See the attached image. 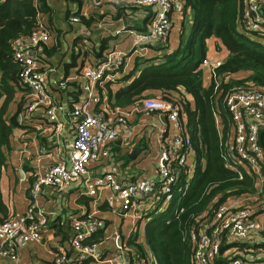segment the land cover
<instances>
[{
  "label": "built area",
  "instance_id": "1",
  "mask_svg": "<svg viewBox=\"0 0 264 264\" xmlns=\"http://www.w3.org/2000/svg\"><path fill=\"white\" fill-rule=\"evenodd\" d=\"M175 0H93L94 5H110L113 8H148L151 10L147 28L144 31H130L131 48L123 51L109 48L93 65L82 67L78 73L79 96L70 103L68 110L52 104L47 93L46 73L39 61L38 50L50 37L48 27L39 18V26L28 35H20L12 40L13 58L19 63V83L28 89L27 101L23 116L19 121H26L37 109H44L46 119L55 124V131L62 127L61 114L69 120L73 139L68 143V153L60 161L48 165L37 174L29 188V202L23 214H10L0 221V264L5 262L16 264L21 249L29 243L41 242L45 215L37 209V201L43 187H51L55 191H63L74 181H81L83 194L97 197L104 190H109L105 201L108 207L122 218L139 217L154 210L162 211L172 198L173 188L182 172L191 177L194 171V150L187 135L185 118L179 105L160 95L146 96L129 111L124 108L109 107L104 83L125 67L127 57L136 54L144 57L148 48L158 43L164 46L169 41L172 28L170 11ZM78 22L76 16L69 17ZM242 26L252 31L259 39L264 40V0H246L242 13ZM128 36V37H129ZM263 42L264 41H260ZM83 44L86 41L83 40ZM34 50L36 53L31 54ZM222 60L205 57L200 66L207 70L208 84L219 87L221 76L218 68ZM68 79L58 83L59 89H66ZM224 105L230 113L231 131L222 154L227 167L237 169L241 166L256 175V187L264 182V149L260 144L261 133H264V92L256 86L235 85L224 96ZM133 112L154 114L157 119L164 115V123L158 127L157 142L160 154L156 163V178L142 177L137 180H119L112 173L91 175L88 165L102 158L109 157L115 140L129 142L134 133L128 121ZM216 127L221 133L222 123L219 114L215 113ZM144 123V122H143ZM180 209L178 212H181ZM255 210L242 206L237 199L219 206L213 223L203 226L197 234L192 233L194 243L193 264H213L219 253L222 236L229 240H247L251 233L263 231L264 222L254 216ZM71 227L69 247L72 256L64 247H57L52 264L81 263L89 261L93 264H155V258L146 248L145 258L136 259L129 254L125 244L118 243L122 237L118 233L113 236V249L105 251L104 241L94 236L105 228V219L95 212H83L77 216H69ZM124 220V219H123ZM146 222V221H145ZM135 227V225H134ZM133 227V230H134ZM136 232V230L134 231ZM89 240V241H88ZM236 250H239L236 248ZM242 250L240 255H242ZM125 253L128 259H125ZM263 258H252L231 255L222 264H264Z\"/></svg>",
  "mask_w": 264,
  "mask_h": 264
},
{
  "label": "trees",
  "instance_id": "2",
  "mask_svg": "<svg viewBox=\"0 0 264 264\" xmlns=\"http://www.w3.org/2000/svg\"><path fill=\"white\" fill-rule=\"evenodd\" d=\"M181 2L183 16L186 13L192 16L189 29L185 23L181 24L178 46L168 50L165 45L157 51L161 52L160 55L136 57L132 69L115 79L121 82L118 88L114 91L110 88L114 79L101 87L111 108L128 109L146 96L160 95L176 102L185 118L186 132L194 150V171L189 178L182 172L165 209L146 215L141 237L136 231L125 242L129 254L136 259L146 257V247L154 256L155 264H193L191 234H197L203 226L209 228L219 206L230 199L260 197L255 173L241 166L231 169L223 160L224 145L232 126L223 101L231 88L239 84H252L264 92V43L253 39L251 35L254 33L242 26L246 0ZM51 13L46 0H0V182L13 131L24 127L19 116L24 115L28 93V89L19 83L21 67L13 58L11 42L36 30L39 16L49 17ZM144 30L146 28L141 31ZM211 36L218 38L228 51L218 68L221 81L217 89L213 83L203 85L200 69L206 54L205 41ZM105 44L106 40L101 49L106 47ZM56 49L44 47L40 52L39 49V61L45 62L43 54L49 57ZM215 113L219 114L222 123L221 133L216 127ZM260 144L264 149V133H261ZM32 182L33 178H30ZM27 194L29 196V189ZM256 200L253 198V207L245 203L241 205L254 209L261 204ZM180 209L182 211L178 212ZM254 210L257 218L264 213V207L260 209L262 212ZM7 215L0 183V221ZM263 239L264 231L252 232L245 241L229 240L223 235L213 264L225 262L231 256L229 251L232 248L241 249L247 257L257 259L264 255L258 253L260 247L264 249Z\"/></svg>",
  "mask_w": 264,
  "mask_h": 264
},
{
  "label": "crops",
  "instance_id": "3",
  "mask_svg": "<svg viewBox=\"0 0 264 264\" xmlns=\"http://www.w3.org/2000/svg\"><path fill=\"white\" fill-rule=\"evenodd\" d=\"M46 1L52 9L51 16L40 15L39 18L48 27L51 37L42 47L47 49L56 47L57 49L49 57L43 54L45 62L42 61L41 66L46 73L47 93L50 101L67 111L70 103L79 96V70L84 66L95 64L109 48L115 47L129 51L131 46L129 32L147 28L151 10L148 8H113L110 5L96 6L93 0ZM181 7V0H175L170 11L172 28L166 44L168 50H173L178 46L182 22L187 25L188 29L191 24L192 15L186 13L183 16ZM58 14L59 19L56 18ZM71 16L78 17L79 21L72 22L69 18ZM83 40L86 44H83ZM104 40H106V47L101 49ZM205 43V57L224 61L228 51L218 38L211 36L206 39ZM42 47L39 52L44 48ZM158 50L160 49H156L155 46L148 48L144 58L150 55H160L161 52H157ZM136 57L138 56L134 53L130 55L123 71H119L112 79L115 80L124 73L127 74L132 69ZM72 62L74 65H71ZM65 67H67L66 70ZM200 69L203 85H208L207 70L203 66H200ZM64 78L68 79L67 87L59 89L58 83ZM116 80L110 84L113 91L121 84ZM103 97L106 98L107 94ZM133 106L128 110L131 111ZM44 111L41 108L37 109L23 122L24 127L15 129L11 136L10 151L7 154L6 166L0 182L3 201L8 209L7 216L20 215L26 211L29 202L27 191L31 185L30 178L34 181L37 174L41 173L44 168L66 157L68 143L73 139L69 120L64 113L60 116L62 127L55 131V124L46 119ZM128 121L133 126L132 139L126 143L115 140L109 157L89 163L88 171L91 175L112 173L116 179L125 181H133L142 177H157L156 163L160 154L157 132L158 127L164 121L161 116L157 119L154 114L142 112L130 113ZM136 148L138 150L134 156L129 157ZM81 187L82 183L78 180L60 192L51 187L42 188L36 203V210L42 211L46 218V224L43 226V239L41 242L29 243L21 249L16 264H52L57 247L66 248L68 255L72 256L73 253L69 247L72 231L67 219L69 216L75 217L83 212L93 211L105 219V228L94 236L95 240L104 241L105 251L113 249L112 235L114 233H118L122 237V240H119L120 243L125 244L129 236L122 228H128L127 232L131 233V216L122 218L108 207L105 201L109 193L108 189L99 193L97 197H89L83 194ZM237 201L239 204L244 203L243 199ZM118 219L121 220V231H118L116 227ZM258 219L263 222L264 213L258 215ZM68 264L93 263L83 261Z\"/></svg>",
  "mask_w": 264,
  "mask_h": 264
},
{
  "label": "rangeland",
  "instance_id": "4",
  "mask_svg": "<svg viewBox=\"0 0 264 264\" xmlns=\"http://www.w3.org/2000/svg\"><path fill=\"white\" fill-rule=\"evenodd\" d=\"M57 19H59V14L57 15V17H56ZM251 37L253 38V39H256V40H260V41H264V40H261V39H259L258 38V36H253V35H251ZM130 48H131V46H130ZM151 56H153V55H150V57ZM128 58V57H127ZM125 74V73H124ZM120 77H122V76H120ZM120 77H117L116 79H119ZM263 175H264V172H263ZM264 182L263 183H261V184H259L258 186H257V189H258V192H259V198H256L257 200H256V202L257 201H259L261 204H259L258 206H255L254 207V209H258L259 211H260V209H262L263 207H264ZM246 198H248V197H240V199H243V201H244V203L246 204V205H249V206H252V204L254 203L253 202V199L252 198H254V197H251L249 200L248 199H246ZM234 199V198H233ZM239 199V200H240ZM253 207V206H252ZM260 212H262V211H260ZM264 212V211H263ZM138 213H139V215L141 216V212L140 211H138ZM260 215H262V214H260ZM140 216L139 217H137V216H131V218H130V228H131V233H128L127 232V229L128 228H122L123 230H124V233H127L128 234V236H130L131 234H133V232L136 230L137 231V233H138V235H139V237H141V235H142V232H143V227H144V224L146 223L145 221H146V219H147V217H144L143 216V220H140ZM120 222H121V220L120 219H118V221H117V224H116V227H117V230L118 231H121L122 229H120ZM264 222V221H263ZM134 225H135V227H134ZM133 227H134V230H133ZM263 231H264V229H263ZM262 236V235H261ZM237 241H244V240H237ZM263 241H264V239H263ZM127 248V247H126ZM144 250H146V247H144ZM264 249H262V247H260L259 249H258V253H262V254H264ZM240 252H241V249H239V250H236V248H232L230 251H229V253H230V255H233L234 254V256H238V257H244V256H246V252H242V255H240ZM257 253V254H258ZM250 254V253H249ZM259 258H263V257H259Z\"/></svg>",
  "mask_w": 264,
  "mask_h": 264
},
{
  "label": "water",
  "instance_id": "5",
  "mask_svg": "<svg viewBox=\"0 0 264 264\" xmlns=\"http://www.w3.org/2000/svg\"><path fill=\"white\" fill-rule=\"evenodd\" d=\"M155 48L156 49H163L164 48V45L162 43H158V44L155 45ZM30 53L31 54H35L36 52L34 50H32V51H30ZM164 118H165L164 115H161V119L163 121H165ZM137 150H138V148H136L135 150H133L132 153L129 155V157H133L134 154L137 152ZM118 243H120V241H118ZM124 257H125V259H128V254L125 253Z\"/></svg>",
  "mask_w": 264,
  "mask_h": 264
}]
</instances>
